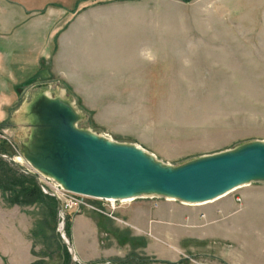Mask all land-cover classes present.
Listing matches in <instances>:
<instances>
[{
  "label": "rangeland",
  "instance_id": "1",
  "mask_svg": "<svg viewBox=\"0 0 264 264\" xmlns=\"http://www.w3.org/2000/svg\"><path fill=\"white\" fill-rule=\"evenodd\" d=\"M73 16L71 36L2 93L13 103L0 124V135L17 148L9 146L11 157L21 151L5 131H25L18 126L35 122L26 107L37 101L32 88L42 84L52 98L62 95L73 104L80 129L135 144L164 166L264 142V0H103ZM50 133L43 145L52 147ZM3 143L10 145L1 139L0 152ZM4 162L18 183L33 180L42 195L25 204L0 190V206L25 214L35 263L264 264V182L197 208L162 197L112 205L66 192L28 165ZM161 203H171L176 213H199L204 223L172 247L139 236L131 212ZM83 222L90 225L88 235Z\"/></svg>",
  "mask_w": 264,
  "mask_h": 264
},
{
  "label": "water",
  "instance_id": "2",
  "mask_svg": "<svg viewBox=\"0 0 264 264\" xmlns=\"http://www.w3.org/2000/svg\"><path fill=\"white\" fill-rule=\"evenodd\" d=\"M48 86L42 84L35 87L39 91L32 101L35 98L37 101L33 106L26 107L28 114L35 117V122L18 126L26 128L25 131H5V134L19 145L24 160L36 173L57 183L66 192L121 196L133 191L145 196L139 200L161 197L166 200L167 194H173L178 197L177 202L183 203L182 199L211 197L246 177L254 178L252 184L264 182V177H261L264 175V145L259 146L261 142L241 146L234 152L204 157L200 162L178 168L164 166L156 158L153 163L167 169L168 173L156 172L145 161V158L151 159V154L142 155L133 148L135 144L115 141L116 145H109L102 140L104 135L99 133L101 142L90 139L93 130L79 128V120L75 119L69 107L73 104L62 95L52 98ZM54 124L58 129L54 130V126L50 133L49 129ZM10 129L14 131L15 126L12 124ZM49 133H53L52 147L43 145ZM58 177H65L67 184L60 182ZM145 178L150 179L160 191L146 193L140 190ZM59 210L62 211V207ZM63 226L64 223L61 224L62 229ZM63 241L73 254L70 245Z\"/></svg>",
  "mask_w": 264,
  "mask_h": 264
},
{
  "label": "crops",
  "instance_id": "3",
  "mask_svg": "<svg viewBox=\"0 0 264 264\" xmlns=\"http://www.w3.org/2000/svg\"><path fill=\"white\" fill-rule=\"evenodd\" d=\"M93 1L97 5L103 2V0H0V124L8 121V113L4 109L13 104L12 96L5 101L2 93L7 92L10 86H15L17 81L29 74L32 69H39L41 60L50 58V50L54 49L55 44L73 33L74 11H83L90 3L93 4ZM8 75L13 76L11 82L7 78ZM39 75L37 73V76ZM37 86L32 88L33 92L39 91L35 89ZM171 207V203H161L157 208L150 204L144 212L132 211L130 224L137 229L139 236L172 247L175 240L178 239L176 242L179 238L184 240L195 233L192 226L202 225L204 222L201 224L199 213L192 211L176 213L171 211ZM24 218L23 212L1 204L0 264L35 263L32 248L28 246L25 235ZM209 219L206 217L205 221ZM174 223H179L177 231L174 230L176 226ZM83 224L88 235L90 225L87 222ZM80 258L85 261V256L83 258L80 255Z\"/></svg>",
  "mask_w": 264,
  "mask_h": 264
},
{
  "label": "bare ground",
  "instance_id": "4",
  "mask_svg": "<svg viewBox=\"0 0 264 264\" xmlns=\"http://www.w3.org/2000/svg\"><path fill=\"white\" fill-rule=\"evenodd\" d=\"M32 97V96H31ZM90 139L96 141V142H101L102 140L106 143H108L109 145H116V142L113 141L112 139H109L105 136H103V139L101 140V138L98 136V133L95 134V132L91 131V134L89 136ZM264 145V142H261L259 144V146ZM134 149L138 152H140L142 155L147 154L148 152H146L143 148L133 145ZM258 146V145H257ZM151 159H146V164L150 167V169H152L153 171L156 172H166L168 173V170L166 171L165 169L161 168V166L154 164V160L156 159V156L151 154ZM20 160H22L23 163H25V160L20 158ZM26 164V163H25ZM261 177H264V175H262ZM252 179H254L253 177H246L243 179H239L235 182H233L232 184L228 185L226 188H224L223 190H221L220 192L216 193L215 195L208 197V198H204V199H182L183 203H180L181 205L185 206V207H202V206H206V205H210L213 204L215 202H218L224 198H226L227 196L235 193L238 190L244 189V188H248L251 186L252 184ZM58 180L60 182H63L64 184H67V180L65 179V177H58ZM145 181L140 185V190L148 193H153V192H157L160 191L157 189L156 185L150 180L145 178ZM141 192H133L130 191L128 193H125L121 196H117V195H110V196H98V195H82V194H78L80 196L86 197V198H91V199H95V200H99V201H105L109 204L115 205L117 203L120 204H131L136 202L137 200H139L140 198H144L145 196L140 195ZM159 193V192H158ZM168 199H166V202H177V196L173 195V194H167ZM69 244V243H68Z\"/></svg>",
  "mask_w": 264,
  "mask_h": 264
},
{
  "label": "trees",
  "instance_id": "5",
  "mask_svg": "<svg viewBox=\"0 0 264 264\" xmlns=\"http://www.w3.org/2000/svg\"><path fill=\"white\" fill-rule=\"evenodd\" d=\"M10 148L11 147H9V145L5 143H3L1 146V150L4 153H8V154L11 152ZM15 175H16L15 173L14 175H12V171L9 169L7 164L3 160H0V190L2 192L3 191L6 193L9 192L15 199L25 198L24 201L25 204H34L39 199L41 200L42 197L41 192L40 190H38L33 180H28L24 177L23 181L18 183L17 182L18 179L16 177L17 175L16 176ZM25 179L27 180L26 183L29 184L26 185V183H24ZM11 182H13L12 185ZM65 258H67L68 260L70 259L67 252L65 253ZM34 264H40V263H34Z\"/></svg>",
  "mask_w": 264,
  "mask_h": 264
},
{
  "label": "built area",
  "instance_id": "6",
  "mask_svg": "<svg viewBox=\"0 0 264 264\" xmlns=\"http://www.w3.org/2000/svg\"><path fill=\"white\" fill-rule=\"evenodd\" d=\"M2 139L5 140V141H8L10 142V145L13 150L17 151V148H15V146L12 144V142L5 136V135H0V140ZM18 153V152H17ZM20 158H22V156L20 154H18L17 156H14V157H11L10 155H8L7 153H3V152H0V160H3V161H7V162H11L13 165L17 166V167H21V168H24L26 167V164L22 162V160H20ZM23 159V158H22ZM31 170L30 169H25V170H22V172L24 174H30ZM42 187V191L46 194V195H52L51 193H49L46 188L41 185ZM59 190V189H57ZM63 216V215H61Z\"/></svg>",
  "mask_w": 264,
  "mask_h": 264
}]
</instances>
